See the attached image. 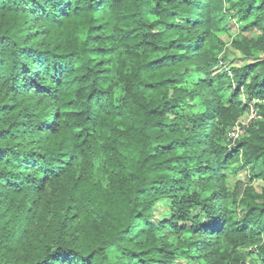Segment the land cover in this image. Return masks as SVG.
I'll return each mask as SVG.
<instances>
[{
    "label": "trees",
    "instance_id": "16d2710c",
    "mask_svg": "<svg viewBox=\"0 0 264 264\" xmlns=\"http://www.w3.org/2000/svg\"><path fill=\"white\" fill-rule=\"evenodd\" d=\"M180 262L264 264V0H0V264Z\"/></svg>",
    "mask_w": 264,
    "mask_h": 264
},
{
    "label": "rangeland",
    "instance_id": "374dc122",
    "mask_svg": "<svg viewBox=\"0 0 264 264\" xmlns=\"http://www.w3.org/2000/svg\"><path fill=\"white\" fill-rule=\"evenodd\" d=\"M236 33H237L236 25L229 22L226 24V27L221 30V32L216 34V36L224 43V49L222 53L220 54V59L223 60L222 61L223 65L221 66V69L223 71L227 70V72H230V70L232 69L235 70L238 68H242L248 64L253 63L255 59L260 58L259 56H255L253 59H247V58L240 56V54L232 50L230 45ZM256 36L257 34H250L249 38H255ZM227 141L229 142L228 145H233L228 137H227ZM247 175H248L247 170L228 172L226 174V179H227L226 184H225L226 189L229 192H232L234 188L236 187L237 182L239 181L247 182ZM250 186L253 187L257 193H260L261 189L263 188V183L260 181H254L250 183ZM62 195L63 194L61 193L58 194L57 190L54 187L52 186L47 187L45 191V195H44L45 202H47V204L50 205L53 199H55L58 196L62 197ZM233 207H234L233 205L230 206L231 209L236 208V207L234 208ZM164 208H165L164 203L162 202L158 203L155 207L154 215L156 217H159L160 214L165 210ZM180 264H187V263L180 262Z\"/></svg>",
    "mask_w": 264,
    "mask_h": 264
},
{
    "label": "built area",
    "instance_id": "2783aa9c",
    "mask_svg": "<svg viewBox=\"0 0 264 264\" xmlns=\"http://www.w3.org/2000/svg\"><path fill=\"white\" fill-rule=\"evenodd\" d=\"M257 118V111L253 107H250L249 111L241 117V120L239 119L234 127L228 132L227 137L231 143L234 144L244 134L245 128Z\"/></svg>",
    "mask_w": 264,
    "mask_h": 264
}]
</instances>
